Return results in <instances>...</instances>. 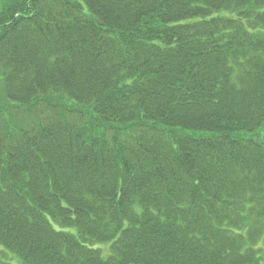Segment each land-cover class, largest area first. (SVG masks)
Listing matches in <instances>:
<instances>
[{"label":"trees","instance_id":"16d2710c","mask_svg":"<svg viewBox=\"0 0 264 264\" xmlns=\"http://www.w3.org/2000/svg\"><path fill=\"white\" fill-rule=\"evenodd\" d=\"M0 248L264 264V0H0Z\"/></svg>","mask_w":264,"mask_h":264},{"label":"rangeland","instance_id":"374dc122","mask_svg":"<svg viewBox=\"0 0 264 264\" xmlns=\"http://www.w3.org/2000/svg\"><path fill=\"white\" fill-rule=\"evenodd\" d=\"M103 248H105V247H103ZM0 251H1V248H0Z\"/></svg>","mask_w":264,"mask_h":264}]
</instances>
